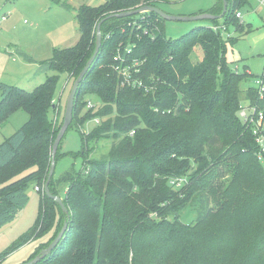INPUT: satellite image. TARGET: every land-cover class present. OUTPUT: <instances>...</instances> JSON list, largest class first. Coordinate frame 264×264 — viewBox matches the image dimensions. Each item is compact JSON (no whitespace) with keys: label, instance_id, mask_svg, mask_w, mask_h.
Here are the masks:
<instances>
[{"label":"trees","instance_id":"16d2710c","mask_svg":"<svg viewBox=\"0 0 264 264\" xmlns=\"http://www.w3.org/2000/svg\"><path fill=\"white\" fill-rule=\"evenodd\" d=\"M162 1L83 5L76 14L77 44L55 50L46 62L54 74L31 92L0 82V126L18 110L29 115L0 144V229L26 207L30 186L46 183L61 129L49 116L61 75L80 74L87 65L99 22ZM242 1L228 0L225 23L237 19ZM161 20L143 13L103 22L102 49L81 84L74 113L83 94L99 98L98 109L89 111L100 124L83 140L111 137L109 157L91 161L84 148L83 171L60 179L67 185L64 203L70 216L43 194L35 225L0 254V261L53 229L59 207L68 230L53 253L37 264H264V164L252 128L239 116L244 102L264 114V91L242 89L252 75L231 69L220 32L199 27L171 40L161 27H153ZM195 46L203 51L198 63L191 59ZM128 47L129 61L140 63L133 78L141 79L142 87H121L122 76L120 81L112 68L116 52L126 53ZM260 80L264 86V73ZM28 170L33 171L15 179ZM52 182V194L59 195ZM192 203L198 217L186 224L181 213Z\"/></svg>","mask_w":264,"mask_h":264},{"label":"rangeland","instance_id":"374dc122","mask_svg":"<svg viewBox=\"0 0 264 264\" xmlns=\"http://www.w3.org/2000/svg\"><path fill=\"white\" fill-rule=\"evenodd\" d=\"M245 1L238 4L235 12L237 19L233 17V20L228 23H225L224 18L218 20V23L211 20L185 22L162 19L160 24L153 27H161L166 37L171 40L182 38L199 27L209 26L217 33L216 29H219L221 37L226 41L225 54L231 69L240 74L249 72L252 75L249 82L242 84V89L258 88L257 82L264 73V0ZM105 2L106 0H0V12L10 14L0 30V82L28 92L45 82L48 76L54 74L49 70L46 62L54 57L55 50L71 48L79 40L77 10L83 5L98 7ZM220 4L221 0H163L157 3V7L171 16L189 17L216 11L218 13L215 15H220L223 11L221 8L217 10ZM239 13L241 18L238 17ZM131 24L136 25L137 22L133 21ZM237 25L244 27L243 33L238 31ZM117 55L118 52L112 58V68L114 71L117 69L119 79V73L125 75L130 72V63L117 64L115 62ZM202 58L203 51L199 46H195L191 55L192 61L198 63ZM78 74L61 75L56 90L55 107L49 113L58 127L63 125L67 98ZM119 84L123 87L122 82ZM89 101L96 105L95 110L100 106L97 96L88 93L82 95L81 102L78 103L81 106L78 110L76 108L74 121L60 147L62 156L56 163L52 190L59 194L63 201L67 185L60 179L68 172L83 171L85 158L80 152L85 148L89 153L87 157L91 161L107 160L113 145L114 140L111 137L84 142V136L98 129V124L95 118L93 119L94 111H89L85 104ZM247 104V102L243 103L244 106ZM256 112L260 111L256 108ZM28 119L27 112L16 111L4 125L0 126V144L24 126ZM33 170H28L15 179L22 178ZM226 178L228 179L229 176ZM35 188L34 184L28 189L29 201L19 216L0 229V254L11 248L35 225L40 212L44 186L40 188V192ZM57 209L58 215L53 229L32 238L27 244L2 259L0 264H25L40 253L41 247H48L61 232L65 222L60 208L57 207ZM198 212L195 204H189L181 213L182 222L195 223Z\"/></svg>","mask_w":264,"mask_h":264},{"label":"water","instance_id":"95a60500","mask_svg":"<svg viewBox=\"0 0 264 264\" xmlns=\"http://www.w3.org/2000/svg\"><path fill=\"white\" fill-rule=\"evenodd\" d=\"M223 1V11L220 15H212V14H200V15H194V16H189V17H176V16H171L169 14H166L163 12L160 8L157 6H142L140 8L130 10V11H125L119 14H114L105 20H109L112 18H118V19H124V18H129L133 16H137L139 14L143 13H154L161 17L164 20L167 21H185V22H193V21H199V20H220L225 17L228 11V0H222ZM104 20V21H105ZM104 21H101L99 25L97 26V33H96V48L94 51V54L92 57L89 59L87 65L84 67V69L81 71L79 76L76 78V80L73 83L72 89L68 95L67 102H66V108H65V114H64V122L63 125L54 141L53 148H52V159H51V166H50V171L46 180V183L44 185V194L49 198L55 201L62 211L69 217L70 216V211L66 207L63 199L59 195H53L51 192L50 184L51 181L54 177L55 171H56V155L58 152V149L60 147V144L66 135L68 129L73 123L74 120V110H75V105L77 101V97L79 94V89L81 87L82 82L86 78L87 74L89 73L90 69L94 66L96 60L98 59L101 49H102V44H103V37H102V31H101V26ZM69 224L68 222H65L61 232L58 234V236L51 242V244L42 249L40 253L32 260L29 261L25 264H37L40 261L44 260L47 256L53 253V251L58 247L62 239L64 238L67 230H68Z\"/></svg>","mask_w":264,"mask_h":264},{"label":"built area","instance_id":"2783aa9c","mask_svg":"<svg viewBox=\"0 0 264 264\" xmlns=\"http://www.w3.org/2000/svg\"><path fill=\"white\" fill-rule=\"evenodd\" d=\"M10 17L9 13H2L0 12V30H1V26L3 24V22H5L8 18ZM238 17L241 18V13L238 14ZM216 31L219 32V29H216ZM126 53H122L121 51H118V55L115 56V62L117 64L119 63H126L129 62V68H130V72L126 73L125 75H122L119 73L120 76H122V83L123 86L126 87H132V88H138V87H142L143 85V81L141 79L138 78H133V73L139 72V69L137 68V61L133 59V61H129V55L132 53V49L131 47H128L125 49ZM131 64L133 66H131ZM135 68V70L133 71V69ZM117 71V69H116ZM118 73V71H117ZM258 85V89H260V93H262L264 91V86L262 84V81L259 79V81L257 82ZM145 91H148L147 87L145 88ZM96 107V105H94L92 103V101H89L87 103V108L88 109H94ZM240 118L242 119L243 123L248 125V127H251L253 130V135L255 137V141L259 147V158L260 160L263 162L264 161V114L262 112H256V108L255 107H250L249 104L247 106H242V109L239 113ZM95 122L97 124H100V120L99 119H95ZM135 135V131H131L129 133L130 137H134ZM37 191L40 192V188L36 187L35 188Z\"/></svg>","mask_w":264,"mask_h":264}]
</instances>
